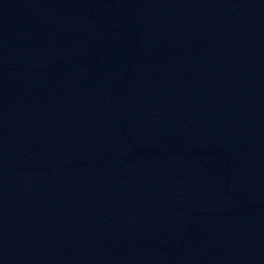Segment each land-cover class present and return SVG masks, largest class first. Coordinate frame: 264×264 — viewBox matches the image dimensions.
I'll return each instance as SVG.
<instances>
[{
	"label": "water",
	"instance_id": "obj_1",
	"mask_svg": "<svg viewBox=\"0 0 264 264\" xmlns=\"http://www.w3.org/2000/svg\"><path fill=\"white\" fill-rule=\"evenodd\" d=\"M0 264H264V0H0Z\"/></svg>",
	"mask_w": 264,
	"mask_h": 264
}]
</instances>
